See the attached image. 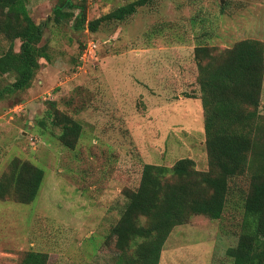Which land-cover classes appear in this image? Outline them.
<instances>
[{
    "label": "rangeland",
    "instance_id": "obj_1",
    "mask_svg": "<svg viewBox=\"0 0 264 264\" xmlns=\"http://www.w3.org/2000/svg\"><path fill=\"white\" fill-rule=\"evenodd\" d=\"M131 1L79 2L89 21ZM56 3L28 0L49 58L31 87L0 99V178L15 157L45 172L32 202L0 199V264H30V252L47 253V264H114L122 252L112 229L144 164L191 157L209 169L195 47L264 42V0H148L96 31L75 26L80 9ZM91 40L98 47L85 57ZM8 47L0 34V55ZM13 80L0 75V85ZM53 102L82 124L75 148L48 118ZM249 187V173L235 177L222 218L194 215L177 225L160 264H233L226 250L238 241Z\"/></svg>",
    "mask_w": 264,
    "mask_h": 264
},
{
    "label": "trees",
    "instance_id": "obj_2",
    "mask_svg": "<svg viewBox=\"0 0 264 264\" xmlns=\"http://www.w3.org/2000/svg\"><path fill=\"white\" fill-rule=\"evenodd\" d=\"M79 1L83 0H57L55 10L80 9L75 26L96 31L103 22L125 20L148 0L131 1L89 21ZM56 19L60 21L59 14ZM0 34L9 41L8 49L0 55V75L14 77L0 85V99H4L31 87L41 59H48L49 53L48 45L42 43L44 25L32 17L28 0H0ZM17 40L19 50L15 49ZM194 53L209 169H198L191 157H182L172 166L145 163L138 188L125 190L127 202L112 229L122 252L114 264H160L172 230L194 215L222 218L232 180L246 173L250 187L242 197L238 241L226 254L233 264H264V42L245 38L224 49L198 45ZM48 118L62 125V143L75 148L82 124L61 112L54 102ZM44 176V170L33 162L13 158L0 178V199L32 202ZM25 258L30 264H47L48 254L30 252Z\"/></svg>",
    "mask_w": 264,
    "mask_h": 264
},
{
    "label": "built area",
    "instance_id": "obj_3",
    "mask_svg": "<svg viewBox=\"0 0 264 264\" xmlns=\"http://www.w3.org/2000/svg\"><path fill=\"white\" fill-rule=\"evenodd\" d=\"M97 47L98 43L95 40H91V42L88 44V47L83 51L84 56L86 57L89 51L95 52ZM81 57L83 59V55Z\"/></svg>",
    "mask_w": 264,
    "mask_h": 264
}]
</instances>
